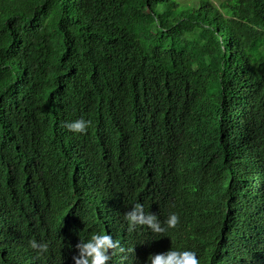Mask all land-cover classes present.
I'll return each instance as SVG.
<instances>
[{"label": "trees", "instance_id": "trees-1", "mask_svg": "<svg viewBox=\"0 0 264 264\" xmlns=\"http://www.w3.org/2000/svg\"><path fill=\"white\" fill-rule=\"evenodd\" d=\"M100 230L109 264H264V0H0V264Z\"/></svg>", "mask_w": 264, "mask_h": 264}, {"label": "clouds", "instance_id": "clouds-1", "mask_svg": "<svg viewBox=\"0 0 264 264\" xmlns=\"http://www.w3.org/2000/svg\"><path fill=\"white\" fill-rule=\"evenodd\" d=\"M91 124L90 120L78 118L64 123V128L73 135L85 134ZM123 219L128 231L138 228H147L154 235H161L176 228L179 217L175 212L170 213L163 224L156 215L144 211L143 204L134 202L123 214ZM28 247L37 255L47 251L46 243H38L35 240L28 241ZM119 248V241L114 240L110 233L103 230L93 232L86 237L78 238L73 247L69 259L74 264H109L112 256ZM144 264H201L198 254L194 250L184 248H172L167 251L149 254Z\"/></svg>", "mask_w": 264, "mask_h": 264}]
</instances>
